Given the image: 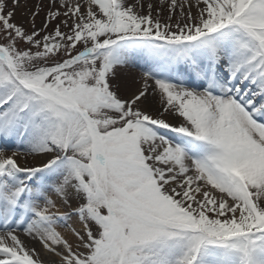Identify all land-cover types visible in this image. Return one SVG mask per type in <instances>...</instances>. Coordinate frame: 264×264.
Segmentation results:
<instances>
[{
  "label": "snow or ice",
  "instance_id": "snow-or-ice-1",
  "mask_svg": "<svg viewBox=\"0 0 264 264\" xmlns=\"http://www.w3.org/2000/svg\"><path fill=\"white\" fill-rule=\"evenodd\" d=\"M20 6L0 0V264H264V0Z\"/></svg>",
  "mask_w": 264,
  "mask_h": 264
},
{
  "label": "rangeland",
  "instance_id": "rangeland-1",
  "mask_svg": "<svg viewBox=\"0 0 264 264\" xmlns=\"http://www.w3.org/2000/svg\"><path fill=\"white\" fill-rule=\"evenodd\" d=\"M143 3L147 4L148 2L153 3L154 5L159 6V0H142ZM37 3H40V0H21V6L17 9L15 19L17 21L23 20L25 23L28 21V16L25 15L28 9L32 8ZM48 0H43V4L46 6ZM27 6V7H25ZM45 13L42 11L40 15L36 19L37 27H40L42 21L44 19ZM165 15H167V10H165ZM140 73L141 70L139 68H132V69H124L122 70V76H126L122 78V80L129 86L130 90H135L136 88L141 87V80H140ZM134 86V87H133ZM30 165L32 162L29 163Z\"/></svg>",
  "mask_w": 264,
  "mask_h": 264
},
{
  "label": "bare ground",
  "instance_id": "bare-ground-1",
  "mask_svg": "<svg viewBox=\"0 0 264 264\" xmlns=\"http://www.w3.org/2000/svg\"><path fill=\"white\" fill-rule=\"evenodd\" d=\"M193 11H195V9H193ZM126 77V76H125ZM124 76H122V78H125ZM143 85H142V81H141V87H142ZM134 87V86H133ZM156 108H158V105L157 104H153V109L155 110ZM169 120H173L174 119V117H171V116H169V117H167ZM10 151V150H9ZM28 163H30V162H32V163H34L35 161L33 160V158L32 157H29L28 158V161H27ZM21 163H24V160H23V156L21 157ZM71 223V222H70ZM36 247H37V249H39L40 248V245L39 244H37L36 245ZM51 257H48V256H45V260H47V259H50Z\"/></svg>",
  "mask_w": 264,
  "mask_h": 264
}]
</instances>
